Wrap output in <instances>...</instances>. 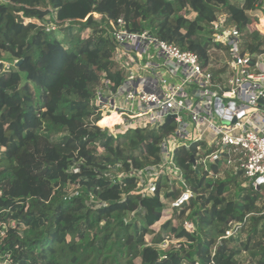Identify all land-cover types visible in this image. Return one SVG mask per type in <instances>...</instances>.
I'll list each match as a JSON object with an SVG mask.
<instances>
[{
    "label": "trees",
    "instance_id": "16d2710c",
    "mask_svg": "<svg viewBox=\"0 0 264 264\" xmlns=\"http://www.w3.org/2000/svg\"><path fill=\"white\" fill-rule=\"evenodd\" d=\"M258 1L0 0V264H264V182L191 141L172 180L159 167L141 185L175 121L113 133L92 104L123 79L110 20L206 65L221 13L264 50Z\"/></svg>",
    "mask_w": 264,
    "mask_h": 264
},
{
    "label": "built area",
    "instance_id": "2783aa9c",
    "mask_svg": "<svg viewBox=\"0 0 264 264\" xmlns=\"http://www.w3.org/2000/svg\"><path fill=\"white\" fill-rule=\"evenodd\" d=\"M258 8L264 11V0L258 1ZM259 21L264 26V13ZM260 22L256 28L264 34ZM109 24L118 45L115 58L124 72L116 90L113 81L105 80L92 101L101 120L114 114L119 118L102 127L118 133L138 126L158 128L173 119L174 132L162 141L163 161L156 166L164 171L166 165H174L175 148L206 141L211 129L213 140L206 142L215 150L203 162L225 158L228 168L241 171L255 186L264 182V50L247 51L244 33L224 13L211 22L213 44L206 65L194 51L182 50L148 30L130 31L123 17ZM218 51L223 53L219 58ZM236 233L231 228L224 237Z\"/></svg>",
    "mask_w": 264,
    "mask_h": 264
},
{
    "label": "rangeland",
    "instance_id": "374dc122",
    "mask_svg": "<svg viewBox=\"0 0 264 264\" xmlns=\"http://www.w3.org/2000/svg\"><path fill=\"white\" fill-rule=\"evenodd\" d=\"M259 22H260V21H259ZM259 24H260V27H262V28L264 27L263 24H262V21H261ZM222 54H223L222 52L218 51V53H216V56L219 58V56L222 55ZM216 56H215V57H216ZM103 122H104L105 124L102 125V124H100V122H99V125H100V126H104V125H106L107 123H109V120H107V121L105 120V121H103ZM111 126H112V125H111ZM205 126H206V124H203V125L201 126V129H203ZM113 129L115 130V129H117V128L114 127ZM115 133H116V132H115ZM208 133H209L210 135H214V133H213V131H212L211 129L208 130ZM165 167H166V171H167V172H166L165 181L167 180L166 182H168V181L172 180L173 175H175L174 173H175L176 171H175V169L173 168L172 165H166ZM157 170H158V168L155 167V168L153 169V171L148 172L147 175H144V176H143V175L140 174V175H139V184H141V185H147V184L150 182V179H149V178L153 175V172H154V174H155ZM147 178L149 179V181H146ZM244 183H245V184H248V182H246V181H245ZM182 198H183V196H182ZM183 199H184V198H183ZM188 226H189V225H188ZM189 228H190V230L193 229V227H192V229H191L190 226H189Z\"/></svg>",
    "mask_w": 264,
    "mask_h": 264
},
{
    "label": "bare ground",
    "instance_id": "6f19581e",
    "mask_svg": "<svg viewBox=\"0 0 264 264\" xmlns=\"http://www.w3.org/2000/svg\"><path fill=\"white\" fill-rule=\"evenodd\" d=\"M107 121L109 120V124H112L113 121L112 120H119L118 116L116 114L110 116V117H105L103 120H102V123L105 124L103 121Z\"/></svg>",
    "mask_w": 264,
    "mask_h": 264
},
{
    "label": "crops",
    "instance_id": "0c3cea01",
    "mask_svg": "<svg viewBox=\"0 0 264 264\" xmlns=\"http://www.w3.org/2000/svg\"><path fill=\"white\" fill-rule=\"evenodd\" d=\"M213 136L214 135H210L209 133L206 135V141L207 140H213ZM206 141H202V142H205L207 145H208V142H206ZM147 175V174H146Z\"/></svg>",
    "mask_w": 264,
    "mask_h": 264
},
{
    "label": "water",
    "instance_id": "95a60500",
    "mask_svg": "<svg viewBox=\"0 0 264 264\" xmlns=\"http://www.w3.org/2000/svg\"><path fill=\"white\" fill-rule=\"evenodd\" d=\"M264 99H261V101L263 102ZM172 117V116H171Z\"/></svg>",
    "mask_w": 264,
    "mask_h": 264
}]
</instances>
